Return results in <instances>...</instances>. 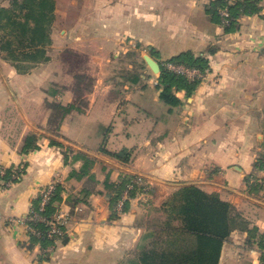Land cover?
<instances>
[{
	"label": "crops",
	"instance_id": "0c3cea01",
	"mask_svg": "<svg viewBox=\"0 0 264 264\" xmlns=\"http://www.w3.org/2000/svg\"><path fill=\"white\" fill-rule=\"evenodd\" d=\"M180 1L190 4L180 24H170L172 11L162 12L167 0H53L41 32H33L32 20L26 33L0 31V172L23 169L6 187L0 177V264H139L143 251L188 247L194 238L177 235L183 223L176 208L189 185L234 207L218 264H262L264 14L242 18L240 30L225 35L202 9L210 0ZM0 5L15 7L14 0ZM26 14L24 8L22 22ZM221 36L229 42L215 44ZM90 37L96 41L86 42ZM142 44L165 60L203 53L211 44L218 50L209 57L208 75L192 94L177 92L182 102L172 108L160 98L159 75L140 66ZM131 51L136 74L119 77L109 70L119 54ZM67 52H85L94 87L87 106L60 125L64 140L48 132L54 125L47 103L69 105L80 94L71 66L76 62L62 57ZM29 135L39 148L24 152ZM51 140L85 149L96 160L92 175L72 177L83 163L73 154L66 162L65 149ZM124 150L129 156H114ZM136 176L150 184L149 196L136 193L120 211L106 183ZM55 181L64 189L56 206L68 225L50 252L31 244L25 223L33 202Z\"/></svg>",
	"mask_w": 264,
	"mask_h": 264
},
{
	"label": "trees",
	"instance_id": "16d2710c",
	"mask_svg": "<svg viewBox=\"0 0 264 264\" xmlns=\"http://www.w3.org/2000/svg\"><path fill=\"white\" fill-rule=\"evenodd\" d=\"M256 4L257 2L254 0H237L232 2L213 0L210 4L206 5V14L213 23L223 25L225 32H236L239 28L240 18L245 15H254L261 12V8L258 9ZM14 6L13 8H7L0 5V31L11 27L12 30L24 31L26 33L30 29L27 21L32 20L35 22L33 32L37 34L49 22V15L54 9L53 0H25L24 4L17 3V0H14ZM24 8H26L27 14L25 15V22H22L20 15ZM224 8H227L230 14L227 18L229 20L228 24L223 23L224 17L221 14V9ZM217 50L218 47L211 44L203 53L196 54L193 51H187L173 57L170 61L174 64L184 65L191 69H199L209 73V57L215 54ZM9 51L10 59L13 60L15 53L11 49ZM158 81V86L161 90V100L172 108L179 106L182 102L177 97V92L186 91L188 94H192L201 82L198 79L192 80L187 76L180 75L169 69L167 65H161V75ZM77 100L69 105H64L57 101L48 102L47 105L53 111L52 116L56 113L61 114L59 121L61 124L72 111L80 110L81 106L77 104ZM36 140L35 135H29L26 138L24 152L38 149L39 146ZM51 144L63 149L65 148L64 144L57 140H51ZM71 153L75 161L83 163L79 171H72L71 176L82 179L92 175L91 170L96 160L81 151L75 152L68 147L64 150L66 162H68ZM129 154L128 151L124 150L122 153L114 156L118 158L121 156L127 157ZM6 174L5 178L9 179L12 170H8ZM129 181L130 178L120 184L106 183V188L110 191L109 197L113 205L117 204L120 200ZM63 190V186L58 184L50 203L41 213L48 220L53 219V216L56 214L58 209L56 205L62 201ZM135 196L136 192L134 191L130 197L133 198ZM41 200V197L37 198L33 202V207L38 208ZM176 210L183 223V226L178 229L177 235H189L194 238V242L188 247L171 244L174 247L169 251H159L156 249L143 251L139 256V264H218L223 243L230 236L233 227V214L235 210L232 204L221 200L217 194H207L197 186L189 185L181 191L179 205ZM34 226L43 231L48 229L47 224L43 222H37ZM64 239L65 236L59 240ZM55 243L56 240L49 239L47 236L40 238L35 235L31 238V244H39L42 249H46ZM262 264H264V253L262 254Z\"/></svg>",
	"mask_w": 264,
	"mask_h": 264
},
{
	"label": "rangeland",
	"instance_id": "374dc122",
	"mask_svg": "<svg viewBox=\"0 0 264 264\" xmlns=\"http://www.w3.org/2000/svg\"><path fill=\"white\" fill-rule=\"evenodd\" d=\"M3 1H6V0H3ZM169 3H167L166 4V6L167 7H164L163 5L161 6L162 7V12H166V9L167 10H170V11H172L173 13H174V15H173V17L170 19L171 21H172V23H170V24H180L181 23V21H182V19H180L179 17H181V16H186V14H188L187 13V11H188V6L190 5V4H186L185 2H181L180 0H167ZM213 0H210V1H208V3H206V4H210L211 2H212ZM228 1V0H227ZM233 1H237V0H233ZM255 2H257V4H256V6H257V8L258 9H260L261 8V12H259V13H257V14H254V15H258V14H260V13H262V14H264V0H254ZM228 2H231V1H228ZM206 4H205V6L204 7H202V9L206 12ZM158 6H160V5H158ZM169 6H171V7H169ZM193 6V5H192ZM195 6L196 7H194V9H196V10H198L199 9V6L197 5V4H195ZM228 13V15H227V17H226V15H224V13ZM221 14H222V16L224 17V19H223V23H225V24H228L229 23V20L227 19L228 17H229V11L227 10V9H221ZM254 15H245V16H243L242 18H244V17H246V16H254ZM177 16V17H176ZM189 16V15H188ZM187 18V17H186ZM189 18H190V16H189ZM210 18V17H209ZM242 18H240V20H239V28L236 30V31H238V30H240V27H241V25H242V23H241V21H242ZM185 21H189V23L190 22H192L193 21V23H196V20L194 21V20H189L188 18L187 19H185ZM192 24V23H191ZM223 28H224V26L223 25H221ZM225 30V29H224ZM225 33V35L226 34H231V33H233V32H230V33H227V32H224ZM224 35V36H225ZM177 38V36L175 35V39ZM88 40H86V42H88V43H90V42H94V41H96L95 39H92V37H90V38H87ZM128 40L127 39H124V40H122V42H125L128 46H130V45H133V43L131 42V43H129L130 42V40L127 42ZM83 42H85V40H83ZM213 42V41H212ZM214 42H216L215 44H219L220 43V45L221 44H224V43H227V42H229V40L228 39H224V37L223 36H221V37H217L215 40H214ZM217 44V45H218ZM143 45V44H142ZM214 45V44H213ZM134 48V47H133ZM139 50H141V52H140V56H139V58H140V62H141V67H143V69H145V70H148V69H150V71L152 72V74H156V75H159V78H160V75H161V73H159V74H157V72H153L152 70H151V68L148 66V64L146 63V61H145V56L146 55H149V56H154V57H156V59H159L158 60V62L161 64V65H167V67L169 68V65L170 64H174V63H172L170 60L173 58V57H175V56H177V55H175V56H171V57H169V59H162V58H160L159 57V53H158V51L155 49V48H153L152 50L151 49H149V47L148 46H145V45H143V47H137ZM207 48H205L203 51H205ZM137 50V49H136ZM85 52H83V53H73V52H67V53H65L64 55H62V57L63 58H65V60H66V62L69 60V59H71V61L73 62H76V63H73L71 66H73V67H75L77 70H76V72H77V86H78V88H79V91H80V94L78 95V100H77V104L78 105H80V106H87V103H88V99L86 98V95H87V93L88 92H90L91 91V89L94 87V79H92L87 73H86V71H85V63H87V58L85 57V54H84ZM91 53V55H92V53H94V52H90ZM117 54V52H113V55H116ZM181 54V53H180ZM143 55H145V56H143ZM179 55V54H178ZM112 58H114V56H112ZM155 59V58H154ZM155 59V60H156ZM116 62L115 63H112V64H110V71H112V69L113 68H115L114 70H115V72L114 73H116V74H118L119 75V77H125V76H131L132 74H136L137 73V69H136V64H135V66H133L132 65V63L135 61V60H138L137 59V57H136V55L134 56L133 55V52L131 51V52H129L128 54L127 53H121V54H119V56L117 57V58H115L114 59ZM157 61V60H156ZM135 63H136V61H135ZM135 68V73H131L130 71H129V73H127V70L129 69V68ZM170 69V68H169ZM143 71V70H142ZM144 73V72H143ZM146 75V74H145ZM208 74L207 73H205V77L207 76ZM205 77H203V78H193V79H198V80H200V81H202ZM158 78V79H159ZM192 79V80H193ZM158 84H159V81L158 80H156L155 81V85H156V87H159L158 86ZM60 118H61V114H59V113H56L55 115H53V116H51V123H52V126L54 125V129L53 128H51V130L50 131H48V132H50V133H52V134H54L55 135V137H58V138H62V139H64V140H66V138L64 137V136H62V135H59V133H58V131H56V130H59V128H60V125L63 123H59V121H60ZM59 126V127H58ZM64 147L65 148H71L73 151H75V152H83V153H85V154H88L87 153V151L85 150V149H83L82 147L80 148L78 145H75V146H72V145H69V144H67V145H64ZM64 148V149H65ZM72 154V153H71ZM93 168V167H92ZM22 170L23 169H17L15 172H12V174H11V179H16V176L17 175H20L21 173H22ZM17 172V173H16ZM6 173H7V171L5 170V169H3L1 172H0V177H1V179L3 180V183H4V185H5V187L7 186V182L8 181H10L8 178L6 179L5 178V176H6ZM3 177V178H2ZM10 183V182H9ZM53 183H55V185H57L58 186V184H60V182H58V181H55V182H53ZM52 183V184H53ZM61 185V184H60ZM62 186V185H61ZM45 189V188H44ZM44 189L42 190V192L44 191ZM42 194V193H41ZM39 197H42L41 195L39 196ZM33 207V204H32V206H31V208ZM58 208V207H57ZM58 211H60V209L58 208L57 209V212ZM61 212V211H60ZM54 217V216H53ZM28 236H29V239H30V241H31V238L33 237V236H35L34 234H32V233H30V232H28ZM48 247H50V246H48ZM47 247V248H48Z\"/></svg>",
	"mask_w": 264,
	"mask_h": 264
},
{
	"label": "built area",
	"instance_id": "2783aa9c",
	"mask_svg": "<svg viewBox=\"0 0 264 264\" xmlns=\"http://www.w3.org/2000/svg\"><path fill=\"white\" fill-rule=\"evenodd\" d=\"M233 1V0H228ZM227 9V8H224ZM228 10V9H227ZM224 15H228V13H224ZM169 68L173 70L174 72L187 76L190 79L193 78H203L205 77V73L208 74V72H203L199 69H191L184 65L179 64H170ZM11 185V182L9 183V186ZM57 189V185L55 183L48 185L44 191L42 192V200L40 203V206L38 208L32 207L30 208V211L28 213V216L26 218V226L28 232L36 235L37 237H44L47 236L49 239H54L56 241H59L60 238L66 235V229L68 225V217L63 212H56L53 219L48 220L46 217H44L41 213L45 210L46 206L50 203L51 198L53 194L55 193ZM136 192L137 194H140L142 198H147L150 193V184L148 181H146L145 178L142 176H136L132 178L128 185L126 190L124 191L122 197L117 202V207L120 211L123 210L126 201L130 199V194L132 192ZM37 222H43L46 223L48 226V229L46 231L37 229L34 224ZM54 249V246H50L47 251H52Z\"/></svg>",
	"mask_w": 264,
	"mask_h": 264
},
{
	"label": "water",
	"instance_id": "95a60500",
	"mask_svg": "<svg viewBox=\"0 0 264 264\" xmlns=\"http://www.w3.org/2000/svg\"><path fill=\"white\" fill-rule=\"evenodd\" d=\"M145 61L154 73L155 72H157V74L161 73V65L158 61H156L149 55L145 56Z\"/></svg>",
	"mask_w": 264,
	"mask_h": 264
}]
</instances>
